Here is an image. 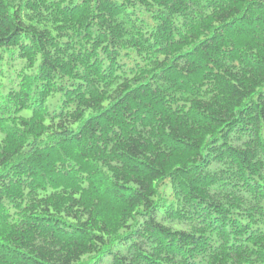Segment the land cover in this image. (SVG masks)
Masks as SVG:
<instances>
[{"label":"trees","instance_id":"trees-1","mask_svg":"<svg viewBox=\"0 0 264 264\" xmlns=\"http://www.w3.org/2000/svg\"><path fill=\"white\" fill-rule=\"evenodd\" d=\"M0 264H264V0H0Z\"/></svg>","mask_w":264,"mask_h":264}]
</instances>
